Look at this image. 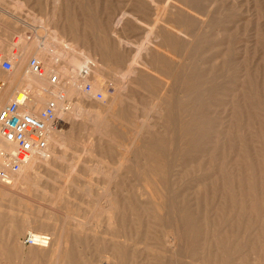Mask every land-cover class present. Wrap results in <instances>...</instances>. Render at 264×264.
<instances>
[{
	"label": "rangeland",
	"instance_id": "rangeland-1",
	"mask_svg": "<svg viewBox=\"0 0 264 264\" xmlns=\"http://www.w3.org/2000/svg\"><path fill=\"white\" fill-rule=\"evenodd\" d=\"M0 57L62 106L0 181V264H264V0H0Z\"/></svg>",
	"mask_w": 264,
	"mask_h": 264
},
{
	"label": "built area",
	"instance_id": "built-area-1",
	"mask_svg": "<svg viewBox=\"0 0 264 264\" xmlns=\"http://www.w3.org/2000/svg\"><path fill=\"white\" fill-rule=\"evenodd\" d=\"M2 59L0 57V61ZM0 64L4 70L13 68V63L9 59H3ZM30 67L33 72L44 73L42 64L36 57L30 59ZM56 79L57 75H53L52 81ZM1 84L0 82V86ZM84 89L91 92L92 85L86 84ZM28 102V96L24 93L22 98L14 97L0 109V135L14 146L10 153L0 151V157H4V162L0 164V181L4 183L9 184L13 174L20 172L37 152L48 147L49 127L57 128L61 123L57 114L58 104L54 99L48 100L37 115L25 110ZM26 243L30 245L34 243L30 235Z\"/></svg>",
	"mask_w": 264,
	"mask_h": 264
},
{
	"label": "bare ground",
	"instance_id": "bare-ground-1",
	"mask_svg": "<svg viewBox=\"0 0 264 264\" xmlns=\"http://www.w3.org/2000/svg\"><path fill=\"white\" fill-rule=\"evenodd\" d=\"M48 32V31H47ZM30 52H28V51H25V52H23L22 54V62H25L24 60L27 58V56H28V54H29ZM41 62V61H40ZM21 67V66H20ZM43 67V66H42ZM49 67H50V65H49ZM48 68V67H47ZM47 68H43L44 69V73L43 74H38V73H36V72H34V74L36 75V76H45L46 75V73H47V71H49V70H47ZM50 71L52 72V70L50 69ZM49 71V72H50ZM49 74V73H48ZM48 76V75H47ZM35 76L33 75L32 76V78L31 79H27V78H22L21 80H19V81H14V88H15V92L13 93V98L14 97H20V98H22L23 96H24V88H22L24 85H26V84H28V83H30V84H33L34 86H35V84H34V80H35V78H34ZM57 78H58V76H57ZM57 84V83H56ZM29 85V84H28ZM27 86V85H26ZM74 86H81V84H80V82L78 81V80H75L74 81V84H73V87ZM12 87V86H11ZM32 89V88H31ZM30 89V90H31ZM83 90V89H82ZM1 92V91H0ZM3 92V91H2ZM5 92V91H4ZM3 94V93H2ZM27 94V96H28V100H29V102H28V105L25 107V110L26 111H28V112H30V113H32V114H34V115H37L43 108H39L40 110H38V104H42V105H46V104H44V103H46L44 100H42V99H40V98H37L36 96H34V95H29V93L27 92L26 93ZM12 98V99H13ZM11 99V100H12ZM1 100V99H0ZM10 101V100H9ZM114 102H117V101H114ZM113 103V102H112ZM116 104V103H115ZM113 105L111 104V106L110 107H112ZM64 107V106H63ZM62 108V106L61 105H58V109H57V112L59 111V109H61ZM112 108H114V107H112ZM111 108V109H112ZM110 109V108H109ZM115 109V108H114ZM111 111V110H110ZM112 111L114 112V110L112 109ZM112 112V113H113ZM108 113H109V110H108ZM109 115V114H108ZM103 119H106V118H102V119H99L98 120V124L100 123V122H102L103 121ZM113 121V120H112ZM111 123V122H110ZM115 123V122H114ZM104 127V126H103ZM56 129L55 128H50L49 127V132H48V147H49V144H50V142L53 140L54 141V143H60V140L61 139H59V138H61L60 137V132L59 131H55ZM96 130V129H95ZM62 134V133H61ZM64 140V139H63ZM135 140H137V139H135ZM0 141H1V149L2 150H4V151H6V152H11V151H13V149H14V146L11 144V143H9L6 139H4L1 135H0ZM134 142H136V141H134ZM142 142V141H141ZM143 143V142H142ZM62 144V143H61ZM138 144V143H137ZM136 144V145H137ZM140 144V143H139ZM138 146V145H137ZM47 147V148H48ZM139 147V146H138ZM46 148V149H47ZM45 149V150H46ZM129 149V148H128ZM140 149V148H139ZM135 150V149H134ZM44 151V150H43ZM127 151V150H126ZM132 151V150H131ZM39 152H42V151H39ZM39 152H37V153H39ZM128 152V151H127ZM129 152H130V150H129ZM134 152V151H133ZM36 153V154H37ZM127 154V153H126ZM130 154V153H129ZM133 154V153H132ZM126 156V155H125ZM128 156V155H127ZM34 158V156L32 157V159ZM133 158V157H132ZM32 159L30 160V162L28 163V164H26V165H24L23 167H22V169L23 168H25V167H27V166H29L30 165V163H31V161H32ZM127 159H128V157H127ZM145 160V159H144ZM133 161H135V159L133 160ZM153 161V160H152ZM151 161V162H152ZM4 162V160L3 161H0V164H2ZM122 165V164H121ZM22 169H21V171H22ZM20 171V172H21ZM20 172H18V173H20ZM23 174V172L21 173V174H19L18 176H21ZM18 176H16V178H15V180H14V182H13V185H11V186H8L7 188L9 189V190H14L15 189V184H16V182H17V177ZM146 178V177H145ZM144 178V179H145ZM145 180H147V179H145ZM12 183V182H11ZM5 185V184H4ZM146 185V184H145ZM149 185V184H148ZM6 186V185H5ZM6 188V187H5ZM8 190V191H9ZM90 191V190H89ZM13 192V191H12ZM122 192V191H121ZM123 193V192H122ZM103 194H104V196H105V199H106V202H105V205L104 206H106V209H107V212L110 214L108 217H106V218H108L109 219V223H113L114 222V219H115V216H116V210H117V207H116V202L114 201V199H113V197H112V199H111V197H110V193H109V191L107 190V188L106 189H104L103 190ZM114 194H116V193H114ZM112 195V194H111ZM117 195L118 194H116V197H117ZM117 199V198H116ZM103 206V207H104ZM87 207V206H86ZM105 209V208H104ZM105 209V210H106ZM124 209V208H123ZM104 211V210H103ZM102 211V212H103ZM178 211V210H177ZM179 212V211H178ZM177 212V213H178ZM105 213V212H104ZM119 214V213H118ZM106 216V215H105ZM177 216H178V214H177ZM104 218V217H103ZM123 218V217H122ZM121 218V219H122ZM117 219H118V217H117ZM118 221V220H117ZM122 221H123V219H122ZM179 221H180V219H179ZM118 223H120L119 221H118ZM123 224L124 223H122V226H123ZM177 225V224H176ZM178 225H180V224H178ZM177 225V226H178ZM178 228V227H177ZM27 229V228H26ZM110 229V228H109ZM173 230H174V228H173ZM27 231V230H26ZM176 231H178V230H176ZM55 232V231H54ZM27 234H29L31 237H32V239H33V241H34V243H32L30 246H40V247H44L45 249L47 248V247H50V241H51V239H52V237H54L55 236V234L53 233V232H51V233H48V232H45V231H41V230H33L32 228L30 229V230H28V232H27ZM169 234V233H168ZM173 235H175V233L173 234H171V241H172V244H175V243H177V241H178V239L177 238H175ZM177 236V235H176ZM111 238V237H110ZM105 239H107V238H105ZM170 239V238H169ZM112 240H113V237H112ZM61 244V243H60ZM59 244V245H60ZM170 245H171V243H169ZM180 246V245H179ZM179 246H178V248H179ZM65 247V246H64ZM175 248H176V245H175ZM62 249V248H61ZM174 251H175V249H174ZM173 251V252H174ZM177 252H178V250H176ZM176 251H175V253H176ZM53 253H54V255H56V257L57 258H59L60 257V255L62 254V253H60L58 250H56V248H54L53 249V251H52ZM178 254V253H177ZM176 254V255H177ZM60 259V258H59ZM60 261V260H59ZM63 261V260H62ZM57 263V262H56ZM55 263V264H56ZM112 264V263H111Z\"/></svg>",
	"mask_w": 264,
	"mask_h": 264
},
{
	"label": "crops",
	"instance_id": "crops-1",
	"mask_svg": "<svg viewBox=\"0 0 264 264\" xmlns=\"http://www.w3.org/2000/svg\"><path fill=\"white\" fill-rule=\"evenodd\" d=\"M4 59V58H3ZM2 59V60H3ZM1 60V61H2ZM0 61V62H1ZM0 66H1V64H0ZM1 68H2V66H1ZM3 69V68H2ZM4 70V69H3ZM14 82H11V81H9V80H6V81H3L2 82V84H1V86H0V88H1V92H0V109H1V107L5 104V103H7L9 100H11L12 98H13V93L15 92V88H14ZM9 85H12V87L9 89V90H7L6 91V89H8V87H9ZM3 91V92H2ZM5 91V92H4ZM24 92H25V90H24ZM3 93V94H2ZM25 93H27V92H25Z\"/></svg>",
	"mask_w": 264,
	"mask_h": 264
}]
</instances>
